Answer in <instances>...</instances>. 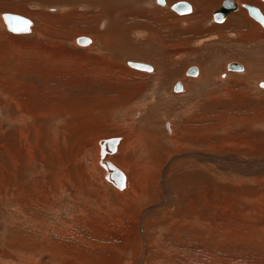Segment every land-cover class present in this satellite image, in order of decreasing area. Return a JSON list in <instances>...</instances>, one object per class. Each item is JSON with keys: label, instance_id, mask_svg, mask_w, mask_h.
<instances>
[{"label": "rangeland", "instance_id": "1", "mask_svg": "<svg viewBox=\"0 0 264 264\" xmlns=\"http://www.w3.org/2000/svg\"><path fill=\"white\" fill-rule=\"evenodd\" d=\"M111 1L0 0V16L31 21L19 34L0 24V264H138L141 222L142 264H202L196 252L208 264L226 254L264 264V162L235 161L264 160V28L249 16L257 28L247 19L223 28L236 13L213 21L223 0ZM178 2L197 11L180 16L170 9ZM85 36L92 44L78 47ZM141 43L160 67L129 51ZM238 45L260 69L235 59ZM221 48L233 54L215 55ZM230 61L245 72L219 79ZM192 66L197 79L184 75ZM177 82L184 90L173 91ZM40 97L43 113L26 101ZM124 132L139 134L128 153L144 167L138 178L130 169V193L121 195L98 178L90 151Z\"/></svg>", "mask_w": 264, "mask_h": 264}, {"label": "bare ground", "instance_id": "2", "mask_svg": "<svg viewBox=\"0 0 264 264\" xmlns=\"http://www.w3.org/2000/svg\"><path fill=\"white\" fill-rule=\"evenodd\" d=\"M108 0H105V2H107ZM109 1H111V0H109ZM193 2H195V3H197L198 1L197 0H192ZM224 1V0H223ZM234 5H235V7L233 8V10H231L229 13H227V15L225 16V18H224V20L225 19H227V17L231 14V13H235L234 14V16H233V18L231 19V21L229 22H227L225 25L223 24L222 25V27L223 28H231L230 27V23H232V22H234V20L236 21H242V20H248L249 18H248V13L246 12V11H243L242 12V10L244 9V5H247V4H253V5H251V6H254V7H258L259 9H260V11L262 12V13H264V1H262V0H230ZM241 1V2H240ZM112 2V1H111ZM94 3H97V2H94ZM117 3L118 2H116V4L115 5H117ZM120 3H122V2H120ZM125 3V2H124ZM187 3V2H186ZM98 4V3H97ZM96 4V5H97ZM119 4V3H118ZM166 3H165V0H164V4H162V5H165ZM189 4V3H188ZM194 4V3H193ZM158 5H160V4H158ZM190 5V4H189ZM119 6V5H118ZM196 6V5H195ZM248 6V5H247ZM34 7H37V6H32V7H29V8H31V9H34ZM100 7H102V6H100ZM190 7H191V12L190 13H194L195 14V11H194V8H195V10H196V7H192V5H190ZM140 8V7H139ZM165 8V7H164ZM243 8V9H242ZM37 9H39V7H37ZM128 9V8H127ZM171 9V8H170ZM241 9V10H240ZM119 10V9H118ZM126 10V9H125ZM140 10H142V9H140ZM38 11V10H37ZM197 11V10H196ZM118 12V11H117ZM116 12V13H117ZM120 12V11H119ZM124 12V11H123ZM125 13V12H124ZM176 13V12H175ZM190 13H189V15H190ZM177 14V13H176ZM193 14V15H194ZM117 15V14H116ZM129 15V14H128ZM162 15V14H161ZM178 15H180V14H178ZM188 15V14H187ZM100 16H102V17H105V12L103 11V12H100ZM112 16V15H111ZM130 16V15H129ZM181 16V15H180ZM183 16V15H182ZM232 17V16H231ZM250 17V16H249ZM116 18V17H115ZM155 18H157V15H156V17ZM193 18H196V16L195 17H193ZM198 19V18H197ZM252 20H254L253 18H251ZM250 19V20H251ZM27 20V19H26ZM120 20V19H119ZM196 20V19H195ZM223 20V21H224ZM250 20H248V22L250 21ZM250 21V23H252L253 25H255V28H257L258 27V25L257 24H259V23H257V24H255V22H257V21H255V22H253V21ZM193 21V19L191 20V19H189V20H183V22H192ZM222 21V22H223ZM222 22H216V23H222ZM4 24V20H3V18H1V16H0V24ZM114 23V22H113ZM124 23H127V21L125 20V18L124 17H122V24H124ZM240 24H241V22H238V25L237 26H240ZM104 25H105V23H101L100 24V26L101 27H104ZM159 25H161V24H159ZM242 25V24H241ZM260 25V24H259ZM31 26V25H30ZM221 27V28H222ZM113 28V27H112ZM262 28H264V27H262ZM220 29V28H219ZM117 30V29H116ZM197 31V30H196ZM146 32V31H145ZM151 33H153V34H155V32L152 30V31H150ZM120 33V32H119ZM243 33V32H242ZM246 33V32H245ZM17 34H19V33H17ZM118 34V33H117ZM105 35V34H104ZM229 35H231V36H235V34H233V33H230ZM101 36V35H100ZM211 36V35H210ZM214 36H216V35H214ZM108 37V36H107ZM152 37V36H151ZM82 38H86L87 39V41L84 43V45H86V44H88L87 46H86V48H89V45H91L92 44V41L90 40V38L88 37V36H85V37H82ZM112 38V37H111ZM150 38V37H149ZM202 39V38H201ZM212 39V37L210 38H204V41L203 40H201V41H197V42H206V41H209V40H211ZM214 39V38H213ZM251 39V38H250ZM103 40L105 41L106 40V38H105V36H103ZM112 41V40H111ZM196 41V40H195ZM210 42V41H209ZM212 42H214L213 40L211 41V43ZM243 43V42H242ZM145 44V43H144ZM144 44L142 45V43L140 44V45H138L137 47H131V49L129 50V51H131V53L133 52V55L135 56V57H141V58H143L144 60L146 59V60H149V61H154L159 67H160V62L156 59V58H147L146 56L148 55H146L145 57L143 56V54L142 53H144V52H146V51H148L149 49L148 48H146L145 46H147V45H145L144 46ZM106 45V44H105ZM152 45V44H151ZM162 46H164L163 45V43H161V46H156V47H153V48H155L154 50H155V52L157 51V53L160 51V53H162L161 52V49L163 48ZM239 46V47H238ZM237 47H238V49L236 50V51H233L234 53H236L237 55H239L238 57L236 56V58L235 59H241V60H243V61H245V62H248L249 64H252V62H250L249 61V59L250 58H247V57H245L244 56V54H242L241 52V49L242 48H244L243 47V45H238ZM145 47V49H142V48H144ZM152 47V46H151ZM150 47V48H151ZM242 47V48H241ZM126 48V47H125ZM108 49V48H107ZM142 49V50H141ZM233 49V48H232ZM128 49H125V50H123V51H127ZM246 49H244V51H245ZM151 52L153 51L152 49L150 50ZM219 52V53H218ZM233 52H231V50L229 51V52H227V51H223L222 50V48L221 49H219L218 51H217V53H215V55L216 54H218V56H221L222 54L224 55L225 53L227 54V53H232L233 54ZM253 52V51H252ZM245 53V52H244ZM197 56H190V57H192V59H191V61H194V62H198L195 58H197V57H199L198 55H199V53L198 54H196ZM204 57V56H203ZM206 57H207V55H206ZM243 57H245V58H243ZM208 58V57H207ZM214 58V57H213ZM127 61H129V60H127ZM211 61V60H210ZM230 62H235V61H230ZM230 62H228V63H230ZM228 63H226V65H225V67H224V73L223 74H221L220 76H219V79H222V78H225L228 74H230V73H233V74H242V73H244L245 72V67L241 64V63H239V62H237L236 61V63H239L242 67H243V70L242 71H230V70H227V64ZM143 64V63H142ZM125 65H126V63H125ZM147 65V64H146ZM149 65V64H148ZM201 66H203L202 65V63L200 64ZM253 66H252V69H253V71L252 72H255V71H257L258 70V68H259V66L261 67V65H255V64H252ZM162 66V65H161ZM60 67V66H59ZM131 68V67H130ZM196 68H197V74L196 75H194V76H190V75H187L186 73H184V75H186V76H190V77H193V78H198L199 76H200V69L198 68V66H196ZM133 69H135V68H132V70ZM151 69H153L154 70V68H152L151 67ZM162 69V68H161ZM260 69V68H259ZM137 69H135V71H136ZM139 71H141V70H138V72ZM173 72H175L174 70H172ZM203 71H205V67L203 66ZM150 72V71H149ZM206 72V71H205ZM251 72V73H252ZM146 73V72H145ZM208 73V72H207ZM207 73H206V75H207ZM167 74H168V71H167ZM173 74V73H172ZM254 74V73H253ZM252 74V75H253ZM257 73H255V75H256ZM143 75V74H142ZM171 75V74H170ZM250 76H251V74H249ZM167 76H169V75H167ZM176 76V75H175ZM249 76V77H250ZM170 77H172V76H170ZM206 77V76H205ZM174 78V77H173ZM176 78V77H175ZM174 78V79H175ZM171 79V78H170ZM187 79V78H186ZM164 80H165V78H164ZM201 80V78L199 79V81ZM17 82V81H16ZM163 83V82H162ZM165 83V82H164ZM181 84V91L182 90H184V87H186L185 85L183 86V84H182V82H177L176 84ZM197 83V82H196ZM175 84V85H176ZM163 85V84H162ZM174 85V86H175ZM261 85V84H260ZM33 86V85H32ZM174 86H173V91H175L174 90ZM10 91V90H9ZM9 91H8V93H9ZM26 91H28V90H26ZM26 93V92H25ZM27 94V93H26ZM29 94V93H28ZM27 97H28V95H27ZM35 98V97H34ZM41 98V97H40ZM31 99V98H30ZM33 99V98H32ZM43 99V100H42ZM54 99V98H53ZM40 100H42V101H40ZM55 100H57L56 98H55ZM26 101L27 102H29V104H31V103H33V106L32 107H34L35 109L37 108L38 109V111H41L40 109H41V107H43V105H45V100H44V98H41V99H39V100H37V101H31V100H29V99H26ZM48 101V100H47ZM61 101V100H60ZM59 101V102H60ZM35 102V103H34ZM53 102V101H52ZM55 102V101H54ZM58 102V101H57ZM56 102V103H57ZM58 102V103H59ZM57 103V104H58ZM52 104V103H51ZM48 105V104H47ZM55 105V104H54ZM60 106V105H59ZM54 107V106H53ZM56 107V106H55ZM54 107V108H55ZM53 108V109H54ZM60 108V107H59ZM52 109V108H51ZM33 110V109H32ZM71 110V109H70ZM77 110V109H76ZM31 111V110H30ZM32 112V111H31ZM43 112H46V111H41L40 113H43ZM138 112V111H137ZM33 113H35V110H34V112ZM151 113V112H150ZM46 114V113H45ZM138 115H139V113H137ZM37 115V114H36ZM35 115V116H36ZM152 115V114H151ZM34 116V115H33ZM38 120V119H37ZM127 125V124H126ZM145 126V125H144ZM166 127H167V132L170 134V128H169V126H168V124L166 125ZM188 127V126H187ZM131 126L130 125H128L127 127H126V132L127 131H131ZM188 130V129H187ZM126 132H124L119 138H120V141H119V143H118V145H117V148H116V151H115V153H113V154H108V155H105L104 156V158L102 159V160H100V158H99V146H98V141L100 140V139H107V138H99L98 140H96V143L94 144V148L92 149V151H90L91 152V155H92V158L93 159H91L92 160V167L93 168H95L96 169V171H97V173L99 174L97 177L100 179L101 178V180L103 181V182H105L107 185H109V186H111V187H113L115 190H116V193H118V194H121V195H124L126 192H128V193H130V180H129V176L130 175H128V172H129V174H130V169L134 172V173H137V178H138V176H139V173H140V171L142 170V173H143V165H141L142 163H137L136 161H138L136 158H134L133 156H131L128 152H129V150H130V148H132L131 146L132 145H130V143H133V141L135 140V142H136V140L139 138V134H135L134 136H131V138L133 139V141H132V139L131 138H129V136L130 135H127L126 134ZM145 132L147 133V136H148V132H147V130H145ZM24 136V135H23ZM21 138V137H20ZM129 139H131V140H129ZM30 147V146H29ZM134 149V148H133ZM134 155V154H133ZM201 155H204V154H201ZM187 156H190V154H187ZM191 156H192V154H191ZM205 156V155H204ZM205 157H208V156H205ZM110 161V163L114 166V167H116L119 171H121L122 172V174L124 175V177H125V187L122 189V190H118V189H116L113 185H111L110 183H108V182H106L105 180H104V174H105V171L103 170L104 168H102V161ZM155 161V160H154ZM236 161V163L237 164H240V163H242V164H247V166L248 165H250L249 163H251V162H253L254 164H260L261 162H264V160H254L253 159V161H251L250 159L248 160V159H243V160H235ZM234 162V161H233ZM232 162V163H233ZM241 165V164H240ZM101 166V167H100ZM169 166V165H168ZM251 166H252V164H251ZM165 172V171H164ZM164 172L162 173L163 175H162V181H163V178H164ZM96 174V173H95ZM264 177V176H263ZM255 179V178H254ZM163 183H164V181H163ZM165 189H167V192H168V195H167V197H165V199H164V201H163V205H164V207H167V205H169V204H171V202L168 200L169 198H168V196H171V194H173L172 193V191H170V189H168V186L167 187H165ZM114 190V191H115ZM13 191V190H12ZM17 191H20V189H18V187H17ZM28 193V192H27ZM133 193V192H132ZM262 193V192H261ZM16 194H18V192L17 193H15V195ZM22 194H24V192H21L20 194H18L19 196H22ZM127 194V193H126ZM31 196V195H30ZM170 202V203H169ZM168 203V204H167ZM161 204V203H160ZM157 206V205H156ZM155 206V207H156ZM157 208V207H156ZM155 209V208H154ZM148 211H150V208L149 209H147V210H145V212H143V214H142V218H144V216H145V214L148 212ZM196 222H198L199 223V225L201 226V228H202V230H203V232H205V233H207L206 234V238H209L207 235H208V233H211L210 231H212L211 230V228H210V225L208 226V224L207 223H205V222H203V221H200V220H198V221H196ZM175 223H176V221H175ZM255 223V222H254ZM210 224V223H209ZM252 225H254V224H252ZM188 226L189 225H187V228H188ZM179 228H180V230H184L183 228L184 227H182V226H179ZM213 229V228H212ZM171 230V234L176 238V237H178L179 235H181L180 234V232H182L183 233V231H180V232H177V231H173V229H170ZM187 231V230H186ZM236 231V230H235ZM190 232H192V231H190ZM229 232V231H228ZM228 232L227 231H225V232H223V230H222V232H221V234H222V237H220V238H223V240L224 239H226L227 241H230V239H231V237H229V236H227V234H228ZM143 227H142V222L140 223V231H139V234H140V237H142V244H143V246H142V249H141V253H140V257H139V263L138 264H142L143 263V259H144V254H145V250H146V242H144V235H143ZM185 233V232H184ZM183 233V234H184ZM219 234H220V231L218 232ZM187 234V233H186ZM229 234H232L231 232H229ZM235 234V233H234ZM237 234V233H236ZM185 236V235H184ZM188 236V235H187ZM212 245H213V248L214 249H218L220 246V248H222V246L224 245V244H221V242L220 243H217L216 241H214L213 239H212ZM235 253V252H234ZM238 253V252H237ZM200 255H197V252H196V255L195 254H191V257H192V259H193V261L195 262V261H201L202 262V264H208V257H204L203 256V254H201V253H199ZM224 258H222V257H220V258H217V259H210V260H212L211 262L212 263H214V264H235L236 263V260L237 261H239V257H237L236 256V254H226V255H224L223 256ZM236 264H238V263H236Z\"/></svg>", "mask_w": 264, "mask_h": 264}, {"label": "water", "instance_id": "3", "mask_svg": "<svg viewBox=\"0 0 264 264\" xmlns=\"http://www.w3.org/2000/svg\"><path fill=\"white\" fill-rule=\"evenodd\" d=\"M264 1V0H262ZM156 2L160 5L164 4V0H156ZM235 5L230 1V0H224L220 7L215 10L212 14V19L215 22H222ZM248 15L253 18L255 21H257L262 27H264V17L260 13V11L256 7L252 6H243ZM171 10L176 12L177 14L180 15H187L191 12V7L188 3L186 2H178L175 3L171 6ZM1 18L4 20V27L6 31L12 34H17V33H26L29 30V27L31 25V21L26 20L23 16L12 14V13H4L1 14ZM15 29V31H14ZM87 41L86 38H77L76 45L78 47H84V43ZM127 65L131 68H135L137 70H144V69H149L150 66L142 63H136V62H128ZM227 70L230 71H242L243 67L236 62H230L227 64ZM187 75L194 76L197 74V68L195 66L190 67L186 71ZM175 91H180L181 90V84H176L174 86ZM120 141L119 137H112V138H107V139H100L98 141V146H99V158L102 160L105 155L108 154H113L116 151L117 145ZM103 170L105 171L104 174V180L111 185H113L116 189L122 190L125 187V177L122 174L121 171H119L116 167H114L110 161H102L101 163ZM100 166V167H101Z\"/></svg>", "mask_w": 264, "mask_h": 264}, {"label": "flooded vegetation", "instance_id": "4", "mask_svg": "<svg viewBox=\"0 0 264 264\" xmlns=\"http://www.w3.org/2000/svg\"><path fill=\"white\" fill-rule=\"evenodd\" d=\"M248 6H251V5H253V4H247ZM252 7H254V6H252ZM259 11H260V9L258 8V7H256ZM244 10L246 11V9L244 8ZM247 12V11H246ZM260 13L262 14V16L264 17V13H262L261 11H260ZM251 18V17H250ZM258 23V22H257ZM261 26V25H260ZM262 27V26H261ZM261 86L262 87H264V83L262 82L261 83Z\"/></svg>", "mask_w": 264, "mask_h": 264}, {"label": "snow or ice", "instance_id": "5", "mask_svg": "<svg viewBox=\"0 0 264 264\" xmlns=\"http://www.w3.org/2000/svg\"><path fill=\"white\" fill-rule=\"evenodd\" d=\"M14 31H15V29H14Z\"/></svg>", "mask_w": 264, "mask_h": 264}]
</instances>
